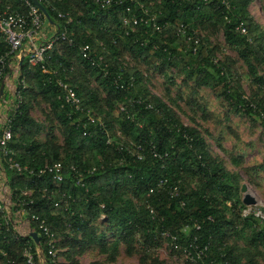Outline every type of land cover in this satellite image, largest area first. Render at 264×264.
Segmentation results:
<instances>
[{
	"label": "trees",
	"instance_id": "16d2710c",
	"mask_svg": "<svg viewBox=\"0 0 264 264\" xmlns=\"http://www.w3.org/2000/svg\"><path fill=\"white\" fill-rule=\"evenodd\" d=\"M37 1L49 17L46 22L55 27L54 35L65 32L72 44L67 46L58 41L38 66L29 67L25 61L20 65V77L27 87L18 86L21 101L10 114L12 138L8 148L20 166L34 171L56 162L94 171L82 175V187L75 186L67 171L58 186L46 176L38 178L25 172L5 169V176L13 198L23 190H31L35 214L46 220L57 237L66 231L61 243V247L67 246L63 264H75V256L91 245L108 253V259L113 261L118 242L122 241L129 250L135 235L141 236L144 245L156 247L154 232L173 236L180 246H188L194 238L193 245H206L202 264H242L229 244L230 239L245 240L255 251L264 246V220L260 222L251 214L241 216L247 206L239 198L237 175L226 171L210 155L194 127L184 126L171 108L149 92L145 76L139 70L119 61L120 54L126 52L144 62L152 59L161 76L166 69L173 68L185 81L212 90L231 112L252 117L264 136V100L244 98L239 83L231 80L232 62H213L216 48L203 36L198 37L196 52H191L195 46L193 38L197 37L193 30L219 29L226 47L236 51L246 66L251 82L264 88V78L257 75L253 64L264 67V31L247 11L253 0H137L150 11L159 12L158 24L168 25L160 34H151L149 27L138 26L135 33L127 36L120 17L130 4L123 0L109 8H100L91 0ZM222 1L227 2L228 8ZM4 4L26 12L24 0H0V5ZM132 9L137 11L136 6ZM58 13L64 17L58 18ZM67 17L72 20L69 24L65 23ZM179 24L186 26V33L192 36L187 44L176 36ZM239 26L244 33H240ZM83 44L103 57L107 74L80 57L78 49ZM6 49L0 40V55ZM72 60L80 65L86 77L85 80L82 75L78 84L70 71ZM55 79L74 90L81 101L82 113L62 104ZM90 79L99 91L87 88ZM36 97L49 106L53 119L61 127V145L50 139L37 140L41 125L29 116L30 100ZM85 112L99 118L105 129L88 124L82 129L79 125L85 121ZM75 119L80 123L71 124ZM107 137L112 144H106ZM118 143L138 146L143 159L136 160L124 149L116 150ZM151 150L160 157H152ZM257 169L264 172V165ZM159 180L165 183L157 187ZM61 194L68 197L61 198ZM261 212L264 214V209ZM102 214L116 237L108 246L102 235L94 234L92 227ZM196 225L198 230L194 228ZM166 241L172 243L169 238ZM20 243L0 238V248L21 264Z\"/></svg>",
	"mask_w": 264,
	"mask_h": 264
},
{
	"label": "rangeland",
	"instance_id": "374dc122",
	"mask_svg": "<svg viewBox=\"0 0 264 264\" xmlns=\"http://www.w3.org/2000/svg\"><path fill=\"white\" fill-rule=\"evenodd\" d=\"M247 11L252 20L264 31L263 0H253ZM200 34L216 48L213 62H232L234 69L230 73L231 80L239 83L244 98L253 101L264 100V88H259L251 82L247 68L237 52L228 49L224 44L221 31L208 28ZM179 47L183 48L180 45ZM119 61L123 66L135 68L145 74V85L149 92L171 108L184 126L194 127L204 139L210 155L217 159L226 171L237 175L239 198L247 194L253 198L254 208L264 209V172L257 169L258 166L264 165V136L259 124L252 117L231 112L228 105L217 98L212 90L198 88L191 81H185L173 68L166 69L164 76H161L154 67L156 64L152 59L144 62L132 58L126 52L120 54ZM253 64L257 75L264 78V67L257 63ZM70 71L78 84L83 69L72 60ZM13 73L8 69L4 77L8 79ZM17 77L18 73L14 75V78ZM83 77L86 80L85 75ZM86 86L89 90L99 91L98 86L91 79ZM24 87H27L25 81ZM19 100L21 101V97ZM15 106L16 104L13 103L12 108ZM29 107L30 118L41 125L37 140L44 142L50 139L61 145L63 139L61 127L53 119L49 106L36 97L30 100ZM241 186L244 188L243 193L240 192ZM132 203L137 204L135 199ZM92 227L96 236H103L105 246L116 239L109 231L104 217L98 218ZM66 234V231L57 234L60 243L58 257L61 262L66 260L63 253L66 252L67 246L61 247L62 241L65 240L63 236ZM153 234L156 247L144 245L141 236L135 235L129 250L122 241L118 242L113 261L108 259V253L91 245L75 256V264H186L185 257L181 253L171 250L164 234L157 232ZM229 244L242 264H264V246L258 247L255 251L247 246L245 240L236 238L230 239Z\"/></svg>",
	"mask_w": 264,
	"mask_h": 264
},
{
	"label": "built area",
	"instance_id": "2783aa9c",
	"mask_svg": "<svg viewBox=\"0 0 264 264\" xmlns=\"http://www.w3.org/2000/svg\"><path fill=\"white\" fill-rule=\"evenodd\" d=\"M95 5L100 8H109L112 3L120 4L122 0H91ZM130 4L124 8V13L120 17L121 28H123L124 35L127 36L131 33H135L138 26H145L150 28L151 34H160L162 28L168 24L165 22L162 25L157 23V16L159 12L150 11L148 7H144L143 4L137 2V0H123ZM204 2L206 0H203ZM225 8H228L226 1H222ZM26 12L22 13L20 10L12 8L9 4L0 5V40L7 48L6 51L0 55V82L3 84V89L0 94V238L1 240H8L12 243H20V258L21 264H63L58 257L59 239L56 236L54 229L46 222L44 218H40L34 212V201L31 198V190H23L18 196L12 197L11 192L6 183L5 169L15 171L16 173L25 172L28 176H37L38 178L47 177L52 184L58 186L61 184L65 177V171L72 175V180L75 186H83L82 179L83 174L91 173L94 168L79 170L74 166H63L60 162H56L50 165H46L36 171L26 168V166H20L13 158V152L8 148V143L12 138V132L10 129V114L17 108L20 102L18 86L24 87V79L20 77V65L23 61L29 67H35L44 61V55L47 51H50L56 42L61 41L66 43L67 46H71L72 40L67 37L65 32H61L58 36L54 35V32H50L47 28L55 27L46 22L43 14L35 7L30 1L24 0ZM133 6L137 7V11H133ZM150 6V4H149ZM139 12V15H137ZM58 18L64 16L60 13L57 14ZM70 17L66 18V24L71 23ZM241 25V24H240ZM186 26L179 24L176 29V36L183 40V43L187 44L191 41L192 36L188 35L185 30ZM240 33H244L243 27L239 26ZM193 44L191 52H196V45L201 36L199 30H193ZM80 57L86 61L91 67L98 68L104 75L107 74V64L103 57L92 53L87 44H83L79 47ZM22 61L20 62V59ZM13 71V75L6 79L4 74L7 70ZM41 71L45 73L41 65ZM18 73V77L14 78V75ZM143 74V73H142ZM143 76L146 77L145 74ZM0 83V84H1ZM54 84L59 90V98L63 105H66L73 109L75 112L82 113L81 101L75 94L74 90L65 82L60 79H55ZM16 106L12 108V104ZM122 111L123 108L120 107ZM85 121L80 123V120H73L80 123V127L85 128L88 125H94L102 130L105 129L104 123L93 114L89 112L84 113ZM86 134V130H83L82 135ZM116 136L119 137V132L116 131ZM106 144H112V139L107 137ZM129 146H123L121 143L117 144L116 150H125L127 155L134 157L136 160H142L143 155L138 153V146L132 143H128ZM135 150V151H134ZM151 155L154 158H159L154 150H151ZM122 162V161H120ZM165 180H159L157 187L163 186ZM45 191V188L43 189ZM173 193L175 188H173ZM151 193V190L149 191ZM64 194H61V198H66ZM57 204H54L56 206ZM102 208V206H100ZM251 214L254 218L261 221L264 220V214L260 209L253 206H247L241 211V216L244 217ZM104 216L100 215V219ZM195 230H198L196 225ZM35 233L39 237L38 244L29 237V234ZM166 238L171 240L172 250L180 252L186 262L195 264L199 261L202 264V259L206 257L207 246L203 245L198 247L193 245V242L188 246H180L175 243V238L162 233ZM0 264H20L17 259L11 257L6 251L0 248Z\"/></svg>",
	"mask_w": 264,
	"mask_h": 264
},
{
	"label": "water",
	"instance_id": "95a60500",
	"mask_svg": "<svg viewBox=\"0 0 264 264\" xmlns=\"http://www.w3.org/2000/svg\"><path fill=\"white\" fill-rule=\"evenodd\" d=\"M35 7H37L40 12L43 14L44 18L46 19V21H49V17L45 11V9L40 5V3L37 1V0H29ZM22 61V58L20 59V62ZM2 89H3V84L1 83L0 84V94L2 92ZM240 192L243 193L244 192V188L243 186H241L240 188ZM241 202L244 206H252L254 205V200L251 196L247 195V194H244L242 199H241ZM29 237L34 241L35 244H38L39 242V237L36 236L35 233H31L29 234Z\"/></svg>",
	"mask_w": 264,
	"mask_h": 264
},
{
	"label": "crops",
	"instance_id": "0c3cea01",
	"mask_svg": "<svg viewBox=\"0 0 264 264\" xmlns=\"http://www.w3.org/2000/svg\"><path fill=\"white\" fill-rule=\"evenodd\" d=\"M47 29H48L50 32H53V31H55V30L53 29V27H51V26H50V27H48Z\"/></svg>",
	"mask_w": 264,
	"mask_h": 264
}]
</instances>
